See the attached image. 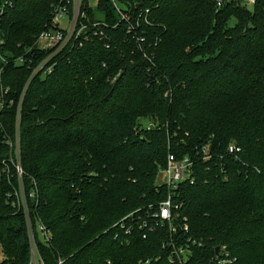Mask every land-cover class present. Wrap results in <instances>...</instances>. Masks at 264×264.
<instances>
[{
    "label": "trees",
    "instance_id": "1",
    "mask_svg": "<svg viewBox=\"0 0 264 264\" xmlns=\"http://www.w3.org/2000/svg\"><path fill=\"white\" fill-rule=\"evenodd\" d=\"M53 1L12 0L0 18V91L12 101L0 111V264L28 263L25 218L10 198L19 185L51 234L38 243L46 264H168L165 231L143 239L113 225L166 198L155 181L168 153L192 155L208 142L213 159L178 191L186 237L200 244L187 264H217L222 248L223 264H264V0L252 11L137 0L144 41L120 22L107 49L93 40L31 78L35 64L13 59L45 29ZM98 8L115 21L108 5ZM232 141L238 159L226 154Z\"/></svg>",
    "mask_w": 264,
    "mask_h": 264
},
{
    "label": "built area",
    "instance_id": "2",
    "mask_svg": "<svg viewBox=\"0 0 264 264\" xmlns=\"http://www.w3.org/2000/svg\"><path fill=\"white\" fill-rule=\"evenodd\" d=\"M119 0H54L50 5V21L45 25V29L36 37L33 46L25 50V56L13 59L15 66H30L35 64L30 77L41 74L42 77L51 73L57 61L66 52L81 48L84 44L98 39L104 41V48L109 47L110 38L108 32L117 28L120 22L126 24V33L135 40L136 43L144 41V38L137 36L139 26L138 18L143 13L141 10L136 14L135 5L127 2L123 3L125 9L121 10L117 6ZM104 2L108 5L114 22L111 24L106 21L105 10H100L98 6ZM120 2V1H119ZM224 2H238L241 5L254 4V0H217V6ZM12 4V0H0V18L4 9ZM148 10L144 11L146 14ZM3 44L0 38V45ZM39 53L43 57L38 59ZM26 57V58H25ZM1 73V70H0ZM210 142L195 148L193 154H183L177 156L168 153L165 165L160 167L157 175L162 181L156 184L157 188L162 187L166 190V198L156 205H148L143 209H138L121 219L113 225V228L123 230L126 235L137 231L143 232L142 238L157 231H165L167 236L166 243L162 248L167 251L168 264H187L191 256V247L199 245L196 241L187 238L188 222L187 218L181 214L182 202L178 199V191L183 183L192 184L196 178L195 165L197 163H207L212 160ZM241 148L232 141L226 147V154L239 158ZM16 173L20 177L22 172L17 165ZM18 199L14 191L10 198H13L18 209L21 210L26 224L29 256L27 264H46L39 251L38 243L48 244L51 239L50 232L39 221H34L29 208L27 198L24 194L22 185ZM32 192L29 197H35ZM141 212V214H140ZM131 219V224L126 225V221ZM118 234V233H117ZM117 234L115 235L117 237ZM221 256L215 257L217 264L231 263L228 253L221 249ZM148 262V261H147ZM56 264H63L62 259H58Z\"/></svg>",
    "mask_w": 264,
    "mask_h": 264
},
{
    "label": "rangeland",
    "instance_id": "3",
    "mask_svg": "<svg viewBox=\"0 0 264 264\" xmlns=\"http://www.w3.org/2000/svg\"><path fill=\"white\" fill-rule=\"evenodd\" d=\"M97 0H92V2H96ZM120 1V2H119ZM118 2H117V6H118V8L119 9H121V10H123V9H125V5L123 4V3H127V2H129V3H131L132 5L133 4H135V7H134V9H136V5H137V0H119ZM249 11H252V9H253V5L252 4H247V5H244ZM235 25V20L234 19H231L230 21H229V26H231V27H233ZM5 93H6V90L5 91H0V111L2 110V108H4V106L6 105V103H7V101L4 99V96H5ZM9 106H11L12 105V101H9L8 103H7ZM17 111H18V107H17ZM140 124H141V126L142 127H144V128H148V127H150V121L147 119V118H142L140 121ZM161 181H162V178H161V176L160 175H157V178H156V181H155V183L158 185V184H160L161 183ZM21 194V189L19 188H17L16 189V192H15V199L17 198L18 199V197H19V195ZM29 199H33V197H29L28 196V200ZM13 208H16V209H18V207H17V204H12L11 205ZM2 259V257L0 256V260Z\"/></svg>",
    "mask_w": 264,
    "mask_h": 264
},
{
    "label": "water",
    "instance_id": "4",
    "mask_svg": "<svg viewBox=\"0 0 264 264\" xmlns=\"http://www.w3.org/2000/svg\"><path fill=\"white\" fill-rule=\"evenodd\" d=\"M151 122H152V124L154 123V118L153 117H151ZM218 251V249H216V252Z\"/></svg>",
    "mask_w": 264,
    "mask_h": 264
}]
</instances>
